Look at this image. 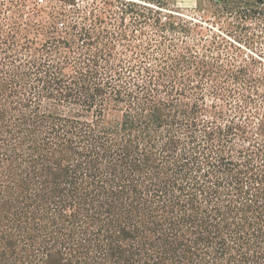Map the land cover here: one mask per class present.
Returning a JSON list of instances; mask_svg holds the SVG:
<instances>
[{"label": "trees", "instance_id": "obj_1", "mask_svg": "<svg viewBox=\"0 0 264 264\" xmlns=\"http://www.w3.org/2000/svg\"><path fill=\"white\" fill-rule=\"evenodd\" d=\"M31 10L0 17V264H264V65L205 0Z\"/></svg>", "mask_w": 264, "mask_h": 264}, {"label": "rangeland", "instance_id": "obj_2", "mask_svg": "<svg viewBox=\"0 0 264 264\" xmlns=\"http://www.w3.org/2000/svg\"><path fill=\"white\" fill-rule=\"evenodd\" d=\"M20 1L0 0L3 11L0 17L7 16L8 20L17 19L19 15L22 20L34 18L31 3L35 2L44 9L40 16L35 14L39 19L48 20V12L52 11L62 12L67 20H79L80 9L88 8L93 2L98 3L100 0H27L25 6H19ZM198 1L200 0H169V4L183 13L191 14L190 11L196 8ZM205 3L207 21L202 24L209 30L208 34H219L223 37L225 46L240 49L241 58L250 61L252 57L258 66L264 65V0H205ZM201 14L198 12L195 18H199Z\"/></svg>", "mask_w": 264, "mask_h": 264}]
</instances>
